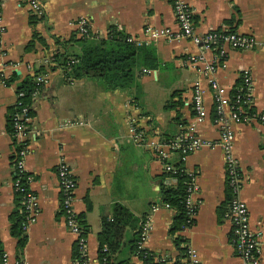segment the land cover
Instances as JSON below:
<instances>
[{
    "label": "crops",
    "instance_id": "1",
    "mask_svg": "<svg viewBox=\"0 0 264 264\" xmlns=\"http://www.w3.org/2000/svg\"><path fill=\"white\" fill-rule=\"evenodd\" d=\"M29 1L0 0L4 28L0 71L5 69L11 84L0 90V247L9 264L18 259L24 264H76L75 238L66 229L59 207L56 167L60 160L67 163L77 184L73 205L86 238L88 264H100L98 235L103 220L114 222L117 208L124 209L130 217L111 254V264H141L133 248L147 214L153 228L144 248L152 255L153 264H157L154 259L173 264V260L181 258L169 234L175 211L161 203L166 164H181L185 173H193L195 178L193 198L197 210L192 226L180 232L186 240L182 246L194 249L201 264H239L231 226L223 218L229 190L223 151L216 146L220 130L213 122V95L201 73L204 64L195 62L201 50L189 39L149 40L144 34L148 27L179 31L170 3L37 0L43 14L36 21ZM183 1L193 11L197 35L234 32L257 42V47L247 50L225 46L214 78L221 97L229 101L240 85L242 72L248 71L251 77L250 108L258 118L241 124L230 122V130L232 153L242 176L240 198L247 207L251 229L264 239V121L259 119L264 116V0ZM80 18L87 19L89 36L78 43L73 41L82 38L77 34ZM110 30L134 38L132 45L141 50L135 58L133 85L109 90L98 80L66 79L54 56L79 54L84 46L106 39ZM31 42V49H27ZM216 52L207 51L203 56L210 61ZM152 62L155 68L143 65ZM15 64L18 68L12 69ZM37 75L44 76L47 82L28 101L32 119L23 165L31 178L29 187L37 198L38 213L24 234L26 243L18 254L17 239L10 234V216L21 211L19 195L14 190L15 154L20 144L13 138L8 120L16 88L27 76ZM196 82L205 91V118L195 124L192 133L214 145L182 160L165 143L194 122L191 97ZM171 100L178 106L165 110V103ZM177 115L185 125L174 122ZM132 119L136 131L142 134V146L137 145L130 131ZM174 184L172 180L167 185ZM155 205L156 210L151 212ZM259 264H264V243L260 246Z\"/></svg>",
    "mask_w": 264,
    "mask_h": 264
},
{
    "label": "built area",
    "instance_id": "2",
    "mask_svg": "<svg viewBox=\"0 0 264 264\" xmlns=\"http://www.w3.org/2000/svg\"><path fill=\"white\" fill-rule=\"evenodd\" d=\"M172 8L176 23L178 25V32L173 33L169 29H153L146 28L144 34L149 40H158L164 38L167 41L189 39L195 46L201 50V54L195 57V62L204 64L201 71L203 77L206 78L209 86V91L213 95L214 101V124L219 126V141L216 146H219L223 151L224 168L226 175V186L229 190V200L227 203L226 211L223 218L227 220L231 226V241L234 246V250L239 264H259L260 246L264 243V239L260 238L250 226L249 213L245 203L240 198V189L242 184V176L237 164L236 159L232 153L233 134L230 130V122L235 124L247 123L251 120H255L257 115L251 111V91L252 81L248 71H244L241 74V82L237 87L234 96L231 100H225L221 97L217 87L214 74L217 71V66L224 56L223 48L225 46L231 47L235 50H247L257 47V42L251 36L239 35L234 32H207L203 35H197L193 25V11L183 0H167ZM29 6L31 8L34 17L40 18L43 14L42 8L37 0H30ZM2 7L0 3V38L4 32V28L1 25ZM77 34L81 37L89 36V24L87 19L80 18L77 22ZM126 42L135 43L136 40L132 37H127ZM146 44V42H144ZM217 51L212 56L210 61H207L203 56L204 52ZM194 62V63H195ZM18 64L12 65V69H17ZM34 83L36 88L31 93V97L38 93L39 88L46 84L47 80L42 75L34 77ZM72 83V80H71ZM9 78L3 68L0 71V90L10 87ZM204 94L205 91L199 82H196L193 86L191 106L194 113V122L190 125L189 129H181L182 131L176 138H172L166 141L165 147L173 153L180 156L182 160L191 154L198 151L203 147H211L212 143L195 136L192 131L195 130V124L201 123L205 118L204 107ZM16 101L14 104L15 113L12 116V136L16 142L20 144L19 150L15 156V179L14 190L19 195L21 212L24 215V219L21 223L22 232L25 234L28 228L35 222L38 213L37 198L31 191L29 185L31 178L26 175L23 158L26 154V140L29 135L28 125L32 119L29 114V104L23 103L25 93L22 91H16ZM264 121V116H260ZM130 131L133 134L134 141L137 145L142 146V134L136 131L135 119L131 120ZM164 170L169 172L172 169L171 165H165ZM172 172L175 173V170ZM189 178L186 198V221L183 226V230L189 228L193 224V219L196 215L197 203L194 201V175L193 173H187ZM56 178L58 191L60 195V211L62 213L64 224L66 229L75 238V246L78 251V259L76 264H88L86 258V238L80 226L79 219L74 210V191L76 189V181L73 178L71 169L64 160H60L56 167ZM173 179H167L165 183H172ZM174 181V180H173ZM169 208L168 206H165ZM157 206L151 207V212L155 211ZM152 221L150 214H147L140 223L138 230V241L136 256L139 262L143 264V260L147 259L151 254L144 248L148 237L152 231ZM185 253L179 260H173V264H201L194 249L187 246L185 247ZM102 253H107V249L103 248ZM139 255V257H138ZM157 264H164L168 262L166 259H154ZM100 264H111L107 256L99 259ZM0 264H9V258L6 254H2ZM14 264H24L21 259L15 260Z\"/></svg>",
    "mask_w": 264,
    "mask_h": 264
},
{
    "label": "trees",
    "instance_id": "3",
    "mask_svg": "<svg viewBox=\"0 0 264 264\" xmlns=\"http://www.w3.org/2000/svg\"><path fill=\"white\" fill-rule=\"evenodd\" d=\"M34 18L36 21L38 20L37 17ZM34 38L36 39V35H34ZM87 38L88 37H82L76 41H73L72 38L70 41L81 43L83 41H86ZM126 38L127 37L124 34L115 30H110L106 39H101L95 44L92 43L91 45L84 46L79 54H56L54 58L58 66L63 68V71L66 74V79L71 78L74 81L82 79L98 80L109 90H124L130 88L133 85V69L135 66V58L141 51L140 49L135 48L132 43L126 42ZM31 47L32 42L28 45L27 49H31ZM143 65L150 68L156 67L154 62H152V64L144 63ZM40 72L41 71L39 70L36 71V73ZM15 77L16 75L13 73L12 78ZM33 77L27 76L16 88V91H22L25 93V96L23 98L24 104H28V101L31 98V93L36 88ZM176 106H178V104L171 100L165 103L164 109L172 110ZM15 111L16 110L13 107V109L11 110V117L8 120L9 123H11L12 116ZM29 114L32 115L31 110L29 111ZM180 118V115H177L174 122L179 125H185V121H180ZM10 128L11 124L9 125V130ZM172 169L175 170V173L172 172L173 170H171L169 172L165 171L162 175L160 196L161 203L165 206H168L169 208H172L175 211V216L173 218V223L169 230V234L173 236L175 247L180 252L182 257L186 249L182 245L186 242V240L180 235V232L183 231V226L185 225L186 221L185 198L189 178L185 171L182 169L181 164H175L174 166H172ZM167 179H173L175 181V184H163ZM87 209H89V205L87 206ZM129 217L130 216L124 209L117 208L116 218L114 222H106L103 220L102 231L98 235V254L100 260L104 256H107L108 260L111 259L112 252L116 250L118 244L122 239L123 231L125 229L124 225ZM23 219L24 215L21 211L19 213L17 211H14L10 216V234L12 237L17 239L18 254L21 252L26 243V237L21 229V223ZM83 229L86 230V227H83ZM137 241L138 233L136 242ZM103 248L107 249V253H102ZM133 249L136 254V243ZM78 256L79 254L77 248L76 246H74L73 259L75 260V262L78 259ZM1 257L2 251L0 247V261ZM143 264H153L152 255L143 260Z\"/></svg>",
    "mask_w": 264,
    "mask_h": 264
},
{
    "label": "water",
    "instance_id": "4",
    "mask_svg": "<svg viewBox=\"0 0 264 264\" xmlns=\"http://www.w3.org/2000/svg\"><path fill=\"white\" fill-rule=\"evenodd\" d=\"M17 74H19V72H16Z\"/></svg>",
    "mask_w": 264,
    "mask_h": 264
}]
</instances>
